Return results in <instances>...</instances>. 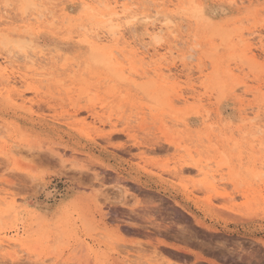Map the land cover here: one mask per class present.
I'll return each instance as SVG.
<instances>
[{
  "label": "rangeland",
  "instance_id": "obj_1",
  "mask_svg": "<svg viewBox=\"0 0 264 264\" xmlns=\"http://www.w3.org/2000/svg\"><path fill=\"white\" fill-rule=\"evenodd\" d=\"M130 1L0 0V264H264V0Z\"/></svg>",
  "mask_w": 264,
  "mask_h": 264
},
{
  "label": "bare ground",
  "instance_id": "obj_2",
  "mask_svg": "<svg viewBox=\"0 0 264 264\" xmlns=\"http://www.w3.org/2000/svg\"><path fill=\"white\" fill-rule=\"evenodd\" d=\"M142 2L144 1L145 2V0H141ZM147 1H149V0H147ZM115 2L117 3L118 2V0H115ZM130 4H132V6L134 5L135 6V2L134 1H130L129 2ZM149 3V2H148ZM158 3V2H157ZM30 4L31 5H34V4H32V2H30ZM36 6V5H35ZM168 6V5H167ZM141 7V6H140ZM34 9H36V8H34ZM157 9H158V7H157ZM122 10V9H121ZM135 9H133L132 11H134ZM137 11V10H136ZM162 11V10H161ZM5 12H6V10H5ZM153 12V11H152ZM165 12V11H164ZM178 12V11H177ZM122 13L124 14V16L126 17V16H130V19L131 18H133V20H131V21H127L128 23L130 22V26L132 27V28H135V25H137L138 24V22L141 20L144 24H146L147 25V27H148V29L149 28H151L150 30H151V32L149 33V35L150 36H152V37H157V36H159V38H160V33L163 31L162 30V28H159V29H154L153 28V26L155 25V23H156V20L158 19V17L156 16V14L158 13V11H156L155 10V12L153 13V14H151V13H149V12H146V13H141V12H139V13H136V14H133V15H130L129 13L130 12H126V8H124L123 10H122ZM3 14H4V12H3ZM6 17H8V14L6 13ZM42 15V14H41ZM85 15V14H84ZM159 16H162L165 20H164V23H162V24H164L165 25V27H166V29H171L172 27H173V23H174V21H173V19L171 18V16L170 15H168V14H163V15H159ZM173 16V15H172ZM161 17V18H162ZM67 18V17H66ZM121 18H123V17H120V19ZM160 18V17H159ZM63 19V18H62ZM176 19V18H175ZM64 20V19H63ZM138 21V22H137ZM137 22V23H136ZM136 23V24H135ZM159 23H161V22H159ZM160 25V24H159ZM158 25V26H159ZM181 25L179 24V27H180ZM174 31V30H173ZM94 36H96V35H94ZM90 37V36H89ZM86 38V37H85ZM97 38V37H96ZM158 38V37H157ZM23 39V38H22ZM98 39V38H97ZM84 40V39H83ZM86 41V40H85ZM20 48H21V46H20ZM9 52L11 51V49L10 48H8L7 49ZM172 51V50H171ZM13 52V51H12ZM16 51H14L13 52V54L15 53ZM12 54V55H13ZM16 54H17V52H16ZM25 54V53H24ZM25 56H28V57H30L28 54L26 55L25 54ZM9 64V63H8ZM4 67V66H3ZM6 68V67H5ZM4 70V69H3ZM8 80V79H7ZM8 241H13V242H15L16 240H15V237H11V238H9L8 239ZM251 255V254H250ZM248 257H249V255H248ZM247 257V258H248ZM247 261V263L248 262H250V260L248 259V260H246ZM213 263H215L214 261H212Z\"/></svg>",
  "mask_w": 264,
  "mask_h": 264
},
{
  "label": "crops",
  "instance_id": "obj_3",
  "mask_svg": "<svg viewBox=\"0 0 264 264\" xmlns=\"http://www.w3.org/2000/svg\"><path fill=\"white\" fill-rule=\"evenodd\" d=\"M162 249L164 251L163 255L171 256L176 263H179V262L189 263V261L186 259V254L188 253L184 251L183 249H177V248L174 249L172 247L162 248ZM196 261H197L196 254H193L191 264H194Z\"/></svg>",
  "mask_w": 264,
  "mask_h": 264
}]
</instances>
